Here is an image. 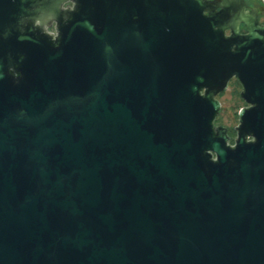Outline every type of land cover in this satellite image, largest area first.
Wrapping results in <instances>:
<instances>
[{"label": "water", "instance_id": "water-1", "mask_svg": "<svg viewBox=\"0 0 264 264\" xmlns=\"http://www.w3.org/2000/svg\"><path fill=\"white\" fill-rule=\"evenodd\" d=\"M0 264H264L257 9L0 0Z\"/></svg>", "mask_w": 264, "mask_h": 264}, {"label": "flooded vegetation", "instance_id": "flooded-vegetation-1", "mask_svg": "<svg viewBox=\"0 0 264 264\" xmlns=\"http://www.w3.org/2000/svg\"><path fill=\"white\" fill-rule=\"evenodd\" d=\"M250 7H254L257 9V21L260 25H264V7L260 5V3L254 0H245ZM50 32H53V25L48 29ZM226 35L229 34V30L225 31ZM239 33L244 34L246 33L245 26L240 24L239 26ZM244 90V86L240 79L237 76H232L228 82L226 88L218 92L214 95V99L217 100L220 104L219 110L213 119V126L216 127H224L226 130V135L228 136V143L230 145H234L235 139L237 137V127L240 125V116L239 113L242 109H247L252 105L251 102L246 101V99L242 96V92ZM201 93H204V89L201 90ZM227 93L228 101L230 102L233 110L237 105L238 108L234 110V120L231 123L224 122L222 118V111H223V102L220 99L224 94Z\"/></svg>", "mask_w": 264, "mask_h": 264}, {"label": "rangeland", "instance_id": "rangeland-1", "mask_svg": "<svg viewBox=\"0 0 264 264\" xmlns=\"http://www.w3.org/2000/svg\"><path fill=\"white\" fill-rule=\"evenodd\" d=\"M258 3H260V5H262L261 3L264 2V0H254ZM223 102V111H222V118L224 119V122L226 123H231L234 120V110H236V108H238V106L236 105L234 110L230 104V102L228 101V96L227 93L224 94L221 98H220Z\"/></svg>", "mask_w": 264, "mask_h": 264}, {"label": "built area", "instance_id": "built-area-1", "mask_svg": "<svg viewBox=\"0 0 264 264\" xmlns=\"http://www.w3.org/2000/svg\"><path fill=\"white\" fill-rule=\"evenodd\" d=\"M261 4H262V6L264 7V2H262Z\"/></svg>", "mask_w": 264, "mask_h": 264}]
</instances>
